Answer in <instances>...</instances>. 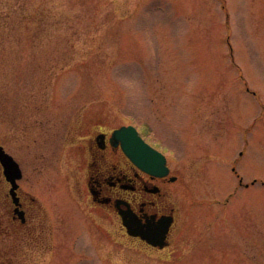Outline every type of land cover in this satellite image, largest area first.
I'll return each mask as SVG.
<instances>
[{
    "label": "rangeland",
    "instance_id": "1",
    "mask_svg": "<svg viewBox=\"0 0 264 264\" xmlns=\"http://www.w3.org/2000/svg\"><path fill=\"white\" fill-rule=\"evenodd\" d=\"M28 1L47 31L31 45L0 32V144L48 219L54 253L35 260L264 264V0ZM129 125L177 177L164 252L127 239L78 184L79 136Z\"/></svg>",
    "mask_w": 264,
    "mask_h": 264
},
{
    "label": "flooded vegetation",
    "instance_id": "2",
    "mask_svg": "<svg viewBox=\"0 0 264 264\" xmlns=\"http://www.w3.org/2000/svg\"><path fill=\"white\" fill-rule=\"evenodd\" d=\"M115 130L107 132L91 126L86 135L79 136L78 155L83 172L78 184H81L82 191H86L91 206L116 214L127 239L140 242L146 252H164L171 248L174 229L178 225L176 205L168 192V187L177 182V177L172 175L168 158L169 170L164 176H155L140 168L125 152L122 142L113 136ZM137 133L145 143L166 155L164 148L149 141L145 130ZM0 147L18 163L20 169L18 178L8 174L1 155L0 264H58L51 260L46 263L36 261L32 255L37 250L48 255L54 253L47 245L48 219L42 217L36 190L26 180L28 171L23 162L3 144ZM121 211L133 213L145 229L148 225L159 228L169 223L162 243L153 245L143 238L130 236L123 226Z\"/></svg>",
    "mask_w": 264,
    "mask_h": 264
},
{
    "label": "water",
    "instance_id": "3",
    "mask_svg": "<svg viewBox=\"0 0 264 264\" xmlns=\"http://www.w3.org/2000/svg\"><path fill=\"white\" fill-rule=\"evenodd\" d=\"M113 136L122 142L125 152L140 168L149 174L159 177L168 173L165 157L149 145L145 144V142H143L138 136L134 127H123L116 130L113 133ZM0 155H4L7 158V161L5 160L7 173L14 174L17 178L20 177L19 167L15 163H12L13 160L5 154L2 147H0ZM14 179L13 181H15ZM120 215L123 219V225L127 228L128 233L131 236L141 237L153 245L162 243L168 232L169 223L168 226H162L160 223L161 227L159 228L148 225L147 229H145L136 216L130 211H121Z\"/></svg>",
    "mask_w": 264,
    "mask_h": 264
},
{
    "label": "trees",
    "instance_id": "4",
    "mask_svg": "<svg viewBox=\"0 0 264 264\" xmlns=\"http://www.w3.org/2000/svg\"><path fill=\"white\" fill-rule=\"evenodd\" d=\"M15 1H17V4H12ZM3 5L4 8L2 5H0V22L5 21L6 23L0 24V32L1 30L3 31L7 29H12L13 31L16 30V32L20 30L19 36H25L22 38L25 40L27 39L28 42L26 44L31 45L30 39L36 38L32 37V32L33 30L35 31V28L41 34H44V32L47 31V28L44 26V24L46 22L45 19L46 16H48V13L42 9H40L42 11L39 9H34L32 11L26 10L27 6H30L28 0H10ZM17 6L23 7V10L21 11L20 9L21 12H19ZM16 15H21V17L16 18Z\"/></svg>",
    "mask_w": 264,
    "mask_h": 264
}]
</instances>
